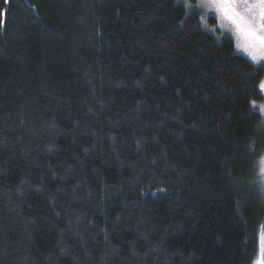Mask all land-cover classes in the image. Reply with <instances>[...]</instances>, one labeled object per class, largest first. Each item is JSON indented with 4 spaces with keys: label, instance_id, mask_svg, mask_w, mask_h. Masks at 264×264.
Wrapping results in <instances>:
<instances>
[{
    "label": "trees",
    "instance_id": "1",
    "mask_svg": "<svg viewBox=\"0 0 264 264\" xmlns=\"http://www.w3.org/2000/svg\"><path fill=\"white\" fill-rule=\"evenodd\" d=\"M191 2L0 0V264L251 263L264 63Z\"/></svg>",
    "mask_w": 264,
    "mask_h": 264
},
{
    "label": "snow or ice",
    "instance_id": "2",
    "mask_svg": "<svg viewBox=\"0 0 264 264\" xmlns=\"http://www.w3.org/2000/svg\"><path fill=\"white\" fill-rule=\"evenodd\" d=\"M197 7L214 10L222 21L221 26L228 27L236 36L237 50L246 53L256 64L264 62V0H200ZM259 176L264 184V156L259 160ZM255 264H264V234L260 237Z\"/></svg>",
    "mask_w": 264,
    "mask_h": 264
},
{
    "label": "rangeland",
    "instance_id": "3",
    "mask_svg": "<svg viewBox=\"0 0 264 264\" xmlns=\"http://www.w3.org/2000/svg\"><path fill=\"white\" fill-rule=\"evenodd\" d=\"M199 3H200V0H194V2H191L190 5H192V7H191L192 9H196V10H199L201 12V21H202L203 26L206 27L207 29H209L210 31H216V28H219L223 34H226L228 36H231L235 40V42H236V36L233 34V32L230 31L228 29V27H222L221 26L222 21L220 20L219 16L216 14V12L214 10H212V9L197 7V5ZM209 17L216 18L217 19V24L216 25L211 24L209 22ZM239 52H241L242 54H244L245 56H247L249 59H251L243 51H239ZM262 85H264V82H263ZM261 90H262V93H263V96H264V87H262ZM258 108L261 109L263 111V114H264V101L261 104H259ZM258 174H259V165H258ZM258 183L260 184L261 188L264 187V184H262L260 182V176H259V182ZM262 234H264V228L263 227H261L259 229V231H258V245H257V249L258 250L257 251H259L260 237H261ZM257 259H258V252H257V254L255 255V257L253 258V260L251 261L250 264H255V262L257 261Z\"/></svg>",
    "mask_w": 264,
    "mask_h": 264
}]
</instances>
